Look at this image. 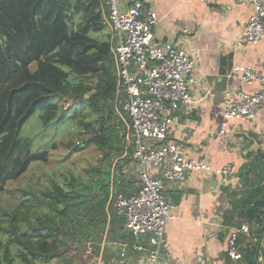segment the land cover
<instances>
[{
  "label": "trees",
  "instance_id": "16d2710c",
  "mask_svg": "<svg viewBox=\"0 0 264 264\" xmlns=\"http://www.w3.org/2000/svg\"><path fill=\"white\" fill-rule=\"evenodd\" d=\"M105 27L101 0H0V191L31 162L48 159V148L32 151L31 139L21 137L38 107L43 109V126L79 115L77 124L92 130L72 143L54 142L51 148L76 152L93 145L101 155L99 162L83 169L87 177L73 172L50 177L38 190L21 189L19 202L1 210L0 264H76L66 259L70 251L91 253V243L95 257L103 259L107 242L131 240L122 216L108 203L110 183L115 186V174L133 162V149L126 146L123 121L115 114L111 43L108 34L98 35ZM74 105L76 113L66 115ZM79 106L94 117L79 114ZM263 155L257 150L238 167L234 192L239 196L222 215L228 226L241 221L254 226L255 241L241 248V233L237 237L238 263L256 264L264 221Z\"/></svg>",
  "mask_w": 264,
  "mask_h": 264
},
{
  "label": "crops",
  "instance_id": "0c3cea01",
  "mask_svg": "<svg viewBox=\"0 0 264 264\" xmlns=\"http://www.w3.org/2000/svg\"><path fill=\"white\" fill-rule=\"evenodd\" d=\"M130 1L123 0L122 5ZM141 1L158 14V22L153 27L155 40L193 45L197 54V72L203 77L193 91L194 102L177 111L171 139L178 142L189 157H205L211 167L221 168L227 163L234 165L231 176L213 170H199L187 173L184 178L164 182L163 194L172 204L173 218L165 224L156 264H244L245 261L238 263L237 259L226 254L227 237L234 226L224 224L222 215L230 208L231 201L239 196L234 192L239 187L235 175L238 167L248 160L249 155L254 157L257 150L264 153V104L251 119H230L228 123L233 129L232 134L217 136V131L225 89L240 86L244 89L257 88L256 83L240 84L237 77L227 78L232 64H250L256 73H264V35L253 43L236 46L252 12V0ZM184 28L187 33L182 31ZM103 31L110 40L107 23ZM117 98L115 94V114L123 121L122 133L126 146L133 149V162L126 163L119 174H115V186L110 183L108 203L113 207L112 198L116 193L130 194L139 188L133 157L134 143L128 137V121L120 117ZM261 159L264 160V155ZM243 222L247 223H240ZM247 225L248 232L240 234L241 248L255 241L254 226L250 228ZM123 230L126 231L124 226ZM263 234L264 221L256 246V264H264ZM143 241L149 246L146 238ZM109 242L113 250L118 245ZM130 242H123L126 246L120 256L116 252L115 255L110 253L111 249H106L105 245L104 258L100 255L98 259L104 261L102 264L113 260L118 264H150L147 251L133 250Z\"/></svg>",
  "mask_w": 264,
  "mask_h": 264
},
{
  "label": "built area",
  "instance_id": "2783aa9c",
  "mask_svg": "<svg viewBox=\"0 0 264 264\" xmlns=\"http://www.w3.org/2000/svg\"><path fill=\"white\" fill-rule=\"evenodd\" d=\"M101 1L110 28L119 114L128 121V137L134 143L133 157L139 178L137 191L116 193L113 205L121 213L123 226L132 237L131 248L147 251L149 263L156 264L165 224L173 218L172 204L163 194L164 182L199 170L231 176L234 165L211 167L205 157H189L182 146L171 139L177 111L194 102L193 91L203 79L197 72L195 47L177 41H156L153 27L158 22V14L141 0H132L126 5H122L123 0ZM182 31L188 32L186 28ZM263 35L264 0H252V12L236 46L253 43ZM226 77H237L240 84L256 83L257 88L225 89L217 136L232 134L230 119H251L264 104V73H256L250 64L233 63ZM246 232L245 222L230 229L226 243L230 258L241 256L237 237ZM145 238L149 246L144 244ZM125 246L126 243L121 245V255Z\"/></svg>",
  "mask_w": 264,
  "mask_h": 264
},
{
  "label": "rangeland",
  "instance_id": "374dc122",
  "mask_svg": "<svg viewBox=\"0 0 264 264\" xmlns=\"http://www.w3.org/2000/svg\"><path fill=\"white\" fill-rule=\"evenodd\" d=\"M104 34V31L98 33L99 36ZM79 108V114L85 115V118L94 117V114L88 112L85 107L79 106ZM76 109L77 106L74 105L69 109V112L65 114H75ZM42 110L43 109L41 107H38L32 113V115L22 127L21 137H28L31 139L30 148L32 151L48 148V159L47 161L31 162L29 168L22 174L20 178L6 182L4 190L0 191V212L3 209H10L12 206L16 205L23 197L22 190L30 189V187L32 189L38 190L39 188H42L46 185L50 177L60 179L62 174L68 175L69 172L81 174L83 177H87L83 169L91 164L99 162L101 159L100 152L93 145L76 152L61 151L57 148H51L50 145L54 142L72 143L77 141L82 133L86 131L91 133L92 130L90 128L86 129L77 124L80 119L79 115H71L72 117H66L60 122L43 126L40 119ZM118 213L121 214L119 211ZM111 244L112 243L107 242L106 249H110ZM82 245L83 244L80 243L77 246L80 248ZM101 245H103V242ZM89 246V248H91V253L85 252L83 250H74L67 254L66 259L70 263L75 262L76 264H102L104 261H100L98 256L95 257V254L92 252L94 244L90 243ZM50 264L64 263L60 260L53 261ZM104 264L118 263H114L113 260L112 262L108 261ZM144 264L147 263L144 262Z\"/></svg>",
  "mask_w": 264,
  "mask_h": 264
},
{
  "label": "water",
  "instance_id": "95a60500",
  "mask_svg": "<svg viewBox=\"0 0 264 264\" xmlns=\"http://www.w3.org/2000/svg\"><path fill=\"white\" fill-rule=\"evenodd\" d=\"M114 251L116 252V254H117L118 256H120L121 253H122V247H121L120 245H116V246L114 247Z\"/></svg>",
  "mask_w": 264,
  "mask_h": 264
}]
</instances>
